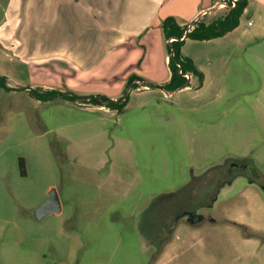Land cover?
Wrapping results in <instances>:
<instances>
[{"label":"rangeland","instance_id":"obj_1","mask_svg":"<svg viewBox=\"0 0 264 264\" xmlns=\"http://www.w3.org/2000/svg\"><path fill=\"white\" fill-rule=\"evenodd\" d=\"M251 2L237 30L185 43L204 82L172 93L153 87L170 74L163 35L108 41L75 72L52 43H0V264H264V0ZM52 188L62 210L39 219Z\"/></svg>","mask_w":264,"mask_h":264},{"label":"crops","instance_id":"obj_2","mask_svg":"<svg viewBox=\"0 0 264 264\" xmlns=\"http://www.w3.org/2000/svg\"><path fill=\"white\" fill-rule=\"evenodd\" d=\"M222 3H226L225 0H5L0 43L30 53L52 43L57 48L55 54L67 58L63 66L75 72L76 68L80 71L88 66L85 61L91 51L101 47L106 50L108 41L113 45L116 42V48L132 37L164 36L161 23L165 18L173 16L180 24H185L207 11L199 17L204 20ZM83 17L88 27L75 29L74 24L83 26L80 24ZM239 27L240 24L234 30ZM107 32L119 34L120 38L108 39ZM76 52L81 54L76 55ZM170 78L171 72L167 80L158 85L166 84ZM230 222L245 225L239 220L230 219Z\"/></svg>","mask_w":264,"mask_h":264},{"label":"trees","instance_id":"obj_3","mask_svg":"<svg viewBox=\"0 0 264 264\" xmlns=\"http://www.w3.org/2000/svg\"><path fill=\"white\" fill-rule=\"evenodd\" d=\"M225 2L230 5V0H225ZM248 5L249 0H239L234 7H228V12L224 16L214 19L209 23L199 19L193 23L180 24L173 16L165 18L161 23V29L168 42V65L171 72V78L166 84L153 87L161 88L172 93L190 87V80L186 78V75H192L198 78L199 88H201L204 82V73L193 63L192 60L182 54V48L185 45L186 40L208 41L225 36L239 26L241 16ZM189 24H191L190 27H188ZM185 36L186 38H184ZM172 39L173 41H171ZM134 87L138 88L137 85ZM0 88L12 90L8 85L6 76L0 75ZM30 93L39 100H46L57 95L66 97L64 92L56 90H46L42 94L38 93L36 90H30ZM70 98L73 99V97ZM87 98L90 99V103L95 106L117 110L119 113L123 111L126 105L125 98H120L117 101H110L108 104L103 103L104 100L108 99L106 96H88ZM246 236L252 237V235Z\"/></svg>","mask_w":264,"mask_h":264},{"label":"water","instance_id":"obj_4","mask_svg":"<svg viewBox=\"0 0 264 264\" xmlns=\"http://www.w3.org/2000/svg\"><path fill=\"white\" fill-rule=\"evenodd\" d=\"M206 13H207V11L198 15L190 23H193L194 21L198 20L200 16H202ZM190 25L191 24H189L188 27H190ZM184 38H186V36ZM188 77H189V75H188ZM110 101H114V100L107 99V100H104L103 103L108 104ZM61 210H62V206H61V202H60L58 193L54 188H52L51 191L49 192V195L46 198V200L36 210V216H37V218L42 219L45 216H48L50 214H59L61 212Z\"/></svg>","mask_w":264,"mask_h":264},{"label":"built area","instance_id":"obj_5","mask_svg":"<svg viewBox=\"0 0 264 264\" xmlns=\"http://www.w3.org/2000/svg\"><path fill=\"white\" fill-rule=\"evenodd\" d=\"M238 1L239 0H230V5L228 3H223V5H220V6L234 7ZM171 41H173V39ZM186 76H188V75H186Z\"/></svg>","mask_w":264,"mask_h":264},{"label":"flooded vegetation","instance_id":"obj_6","mask_svg":"<svg viewBox=\"0 0 264 264\" xmlns=\"http://www.w3.org/2000/svg\"><path fill=\"white\" fill-rule=\"evenodd\" d=\"M231 168H236V169H239V168H237L236 166H234V167H231ZM241 169H243V170H246L247 169V166H242V168Z\"/></svg>","mask_w":264,"mask_h":264}]
</instances>
